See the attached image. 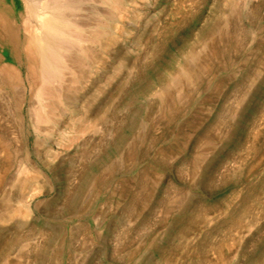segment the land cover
<instances>
[{
    "label": "rangeland",
    "instance_id": "obj_1",
    "mask_svg": "<svg viewBox=\"0 0 264 264\" xmlns=\"http://www.w3.org/2000/svg\"><path fill=\"white\" fill-rule=\"evenodd\" d=\"M149 2L88 5L45 111L0 96V264H264V0ZM133 9L139 43L94 42ZM119 63L99 119L59 140Z\"/></svg>",
    "mask_w": 264,
    "mask_h": 264
},
{
    "label": "bare ground",
    "instance_id": "obj_2",
    "mask_svg": "<svg viewBox=\"0 0 264 264\" xmlns=\"http://www.w3.org/2000/svg\"><path fill=\"white\" fill-rule=\"evenodd\" d=\"M105 1L106 0H0V96L6 97L8 107L14 106V108L22 111L31 93L33 96H39L36 100L37 105H39V107L41 106L43 111H45L46 99L44 96L42 97L40 95L43 93L51 94V88L47 87L49 84H55L59 86L58 88L63 90L66 73H73L74 71L73 67L68 63V56L66 57L65 52H63L66 48V50L69 48H76V52L79 53V42L75 43V47L74 44L70 45L68 43L69 39L73 38L71 35L75 34L77 31H85L88 24H90L87 23L89 21L87 12L91 9L89 8L90 4L92 3V5L100 11ZM110 1L116 5L113 9L117 7L118 9L129 11L128 13H130V5L133 6L138 4L142 6L150 3L149 0ZM138 5H136V7ZM101 11H104V9ZM132 11V14L128 16L126 21L119 19L120 16L124 15V12H117V17L115 16L113 20L115 26L113 29H109L108 37H106L108 29H103L102 35L99 34L97 37L93 38L94 42L98 43L100 46L106 44L117 46L126 41L139 43L142 39V33L136 35L131 31V28L140 27L141 31L145 30L150 25L151 20L148 19V14L146 15L148 18L142 17L140 12H137L139 9H137V11L135 10L137 12L136 14L134 13V9ZM119 21H121V25ZM101 25L103 24H97V26ZM105 25L106 24H104V27H106ZM114 29L115 31L117 30L115 33L113 31ZM119 31L120 33H118ZM119 36H122L124 39ZM78 39L85 40L83 36H80ZM129 52L130 50L126 51L127 54H129ZM76 59L78 58L76 57ZM71 61L74 63L76 60ZM124 68V63H119L114 66L112 72L105 77L101 85L95 88L91 96L82 97L80 99L81 112L75 114L74 117L72 116L70 130H63L59 135V140H63V142L67 139L71 140L70 138L74 135L72 134V130L75 125L85 120V118L88 119L89 122L99 119L102 111L100 110L101 108H97V104H100L99 101L106 95L107 89L111 86L113 81L117 80L123 74ZM184 72L187 73L188 70H184ZM52 90L54 91V89ZM45 97H47V95H45ZM49 97L52 96L49 95ZM62 98L64 101L68 100L66 96ZM35 109L37 108L35 107ZM35 109L33 111H36ZM99 110L101 112L98 114ZM94 111H96V113ZM34 113L35 112H33V114ZM58 113L61 115V111ZM33 116L37 117L35 115ZM43 120L49 121L50 117L45 115ZM73 138L72 140H74ZM75 140H77V138ZM56 156L57 155H55L53 151L49 150L46 158L48 161L53 162ZM26 170L27 167L24 166L20 171L24 172ZM8 200L12 199L8 197Z\"/></svg>",
    "mask_w": 264,
    "mask_h": 264
}]
</instances>
